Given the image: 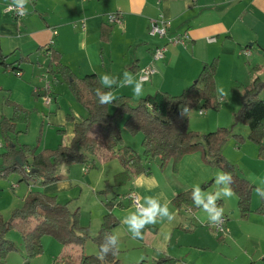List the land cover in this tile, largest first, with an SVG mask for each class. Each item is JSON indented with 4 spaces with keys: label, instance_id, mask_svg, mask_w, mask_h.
Segmentation results:
<instances>
[{
    "label": "crops",
    "instance_id": "0c3cea01",
    "mask_svg": "<svg viewBox=\"0 0 264 264\" xmlns=\"http://www.w3.org/2000/svg\"><path fill=\"white\" fill-rule=\"evenodd\" d=\"M9 2L12 0H0V46L9 55L7 62L24 57L27 60L14 63V70H19L17 74L12 66L0 65V116L11 115V106L4 103L9 98L30 110V121L34 117L40 120L45 137L35 152L53 143L69 145L74 123L87 116V110L63 78L48 72L46 49L51 44L60 53L61 62L76 76L95 73L99 79L100 74L108 73L117 76L119 83L125 70L138 79L139 69L152 64L156 71L143 84L141 96H134L132 88L127 86L108 89L115 98L122 96L131 105L158 90L181 93L194 81L203 63L216 58L214 81L218 100L221 106H230L234 115L241 105V87L255 75L264 74V0H26L23 7L27 14L19 20L5 11ZM111 13L121 18L120 24L108 22ZM159 15L168 22L165 37L148 32L150 19ZM183 33L188 36L185 43L168 42L170 37ZM212 37L214 40H209ZM163 44L166 45L164 57L154 60L153 49ZM244 48L250 50L248 55L243 53ZM255 66L260 69L254 70ZM45 82L51 86L50 103L41 98L46 94ZM218 88L223 89V95ZM260 96L264 99V89ZM202 128L208 132L213 126ZM12 136L16 141V136ZM0 147L3 148V142ZM222 153L259 189L257 194L253 189L250 203L253 211L243 220L248 230H236L224 211L226 230L217 234L203 210L190 211L188 206L178 208L172 204L176 194L196 185L200 187L204 182L210 184L205 189L200 187L203 199L217 190L214 178L218 171L205 164L198 152L182 156L176 167L169 160L162 169L158 160H151L149 174L135 175L107 193L98 191L112 184L114 175L123 170L116 158L96 157L93 166L60 164L57 166L60 179L37 188L54 196L59 203L71 200L70 209L77 204L79 223L90 228L92 235L107 211L105 203L110 199L120 201L121 205L112 208L119 221L112 231L119 238L120 264H170L158 261L166 257L173 259L171 264H264V214L254 211L260 203V193H264V159L258 157L257 146L248 139L236 145L231 138L222 147ZM20 179L18 174L12 180ZM35 185L27 183V192ZM131 190L145 207L144 197H155L161 205L167 200L175 219L169 222L166 217L157 216V223L141 230L143 239H133L128 226L122 223L129 213L136 212V205L126 196ZM230 200L234 210L233 197ZM201 220L211 230H195L202 224ZM43 241L47 246L54 245L48 238L42 239V244ZM84 247L85 242L83 246L63 245L59 259L78 264ZM90 249L96 251L97 247Z\"/></svg>",
    "mask_w": 264,
    "mask_h": 264
},
{
    "label": "trees",
    "instance_id": "16d2710c",
    "mask_svg": "<svg viewBox=\"0 0 264 264\" xmlns=\"http://www.w3.org/2000/svg\"><path fill=\"white\" fill-rule=\"evenodd\" d=\"M46 50L48 72L63 78L76 100L87 110V116L74 123V134L69 145L59 143L54 148H43L35 152V148L16 142L12 136L19 132V124L27 127L30 110L5 98L4 103L11 106L12 113L9 117H0V133L3 138L0 178L17 173L21 175V181L47 185L60 179L57 172L60 164L90 163L93 166L92 162L96 157L116 158L122 164L123 170L114 175L112 184L98 191L107 193L135 175L149 174L151 160H158L162 169L169 160L176 167L182 156L198 152L205 164L232 175L231 187L237 197L240 217L245 219L253 211L250 203L254 185L239 173L234 163L224 157L222 147L230 136L235 139L236 145L248 139L257 146L258 157L264 159V99L260 96L264 89V74L255 75L249 83L241 87V105L233 115L236 122L242 121L248 126L247 137L234 133L232 126H219L199 134L188 127L189 112L196 105L205 109L218 108L219 100L214 81L216 58L203 63L194 81L179 94L158 90L142 97L135 105L129 104L122 96L115 98L111 104L101 105L95 96V89L102 88L97 75L87 73L76 76L61 62L60 53L52 48V44ZM8 56L2 52L0 46V65L12 66V70L16 68L14 63L27 60L24 57L7 62ZM259 69L254 67V70ZM185 107L188 110L182 115L181 110ZM119 118H123L124 129L131 133H141L140 151L124 144ZM16 156H19L21 163ZM26 165L30 167L29 171H26ZM209 184V181L204 182L201 187L205 189ZM192 192L193 188L179 192L172 198V204L178 208L188 206L190 211L197 209L192 201ZM204 201L207 202V196ZM216 204L222 207V200L217 199ZM114 205L121 203L113 199L105 203L107 211L102 216L97 232L92 235L87 226L79 223V207L70 209L68 202L59 203L54 196L41 191H29L22 206L12 209L7 218L0 217V264H8L7 254L16 250L15 244L5 237L10 228H16L21 234L25 263L43 251L42 237L50 235L62 246H82L87 239L95 243L97 253L80 254L78 264H120L118 248L114 254L110 252L103 260L98 259L100 245L107 243L108 237L113 234L112 229L119 223L112 213ZM254 211L264 214V199L261 198ZM108 246L111 248V245ZM158 261L171 264L173 259L166 257Z\"/></svg>",
    "mask_w": 264,
    "mask_h": 264
},
{
    "label": "rangeland",
    "instance_id": "374dc122",
    "mask_svg": "<svg viewBox=\"0 0 264 264\" xmlns=\"http://www.w3.org/2000/svg\"><path fill=\"white\" fill-rule=\"evenodd\" d=\"M215 89H216V85H215ZM0 94H1V91H0ZM41 98H42V101L44 102L43 97ZM200 110L203 111V113L200 114ZM118 124L121 126V130H122L121 133H122L124 144H129L133 148H135L137 151H140L141 150V136H142L141 133L139 132L131 133L128 130L124 129L122 127L123 118L118 119ZM206 125L207 127L213 126V128H208V130L216 129L219 126H226V127L232 126L234 133H239L242 135L244 134V137H247V133H248V126L245 123H243L242 121L236 122L234 120V116L231 114V111H230V106H221L220 103L217 109H212V108L205 109V108H200L199 105H196L190 110L189 117H188L189 129L196 131L199 134H203L207 130H201V129H203L202 127ZM17 129L19 130V132H17L15 136L17 139L16 142L18 143L27 142L29 143L31 148L38 149V147L36 148V146L40 145V142L41 143L44 142V139H43L45 137L44 136L45 135L44 125H41L40 120L36 119L35 117L32 118L31 121L29 119L27 127H25L23 124H19L17 126ZM231 138L233 137L230 136L227 142H229ZM48 139H49L48 143L50 145L51 143L50 133L48 135ZM0 141L3 142L1 133H0ZM227 142L224 145H226ZM55 145L56 144L53 143L52 146H47V147L54 148L56 147ZM228 146H231V145H228ZM2 150L3 148L0 147V153L2 152ZM223 155L226 159H228L224 153ZM72 164L83 165L82 163H71L70 165ZM209 166L215 168V170H217L218 172L221 171L219 168L215 166H212V165H209ZM15 175L18 176L17 173H12L5 178H0V184H2V187L0 188V217L1 218H7L12 209L22 206L24 197L28 193L27 192V182L25 181L16 182V180L13 181L12 179L14 178ZM35 186L36 187L33 189V191H39L37 187L38 186L40 187L43 185H39V183H36ZM216 186H217V190L223 187V185H216ZM223 198L225 201L224 200L222 201V207L224 206L223 209L225 213L229 216V219L231 220L232 224L235 225L236 227L235 229L236 230H248L246 223L243 221V220H246L247 218L243 219L240 217V213H239V210L236 204V195L233 196V201L235 205L234 210H232L231 208L232 206L230 205L231 203L230 198L228 197H223ZM71 203L72 201L69 200L68 206ZM76 205L77 204L74 205L75 207H73V209L78 207ZM200 210H203V209L200 208ZM78 211L80 213V208ZM236 219H240L242 220V222L239 223ZM195 230H211V229L206 223H202L198 225V228ZM89 231H90V228H89ZM5 237L10 239L16 246V250L9 252L7 255V262L9 264H45V263L46 264H72L70 262H66L65 260L59 259L60 258L59 252L61 250L60 248H62V245L54 237L50 235H44L42 239L44 240L45 238H48L49 240H51L52 244L54 245L47 246L46 244H44V241H43V244H42L44 245L43 251L36 257L29 260L27 263H25L24 261L25 249H24V244H23V240H22L20 232L16 228H10L6 231ZM92 246L96 247L95 243L91 239H87L85 241V247L83 248L84 249L83 252L87 254H90V253L95 254L97 252V249L96 251L91 250L90 248Z\"/></svg>",
    "mask_w": 264,
    "mask_h": 264
},
{
    "label": "clouds",
    "instance_id": "9594fccd",
    "mask_svg": "<svg viewBox=\"0 0 264 264\" xmlns=\"http://www.w3.org/2000/svg\"><path fill=\"white\" fill-rule=\"evenodd\" d=\"M26 0H12V4L9 5V9L15 11L18 15H26V11L22 10L21 6ZM99 80L102 88L95 89V96L98 103L101 105L111 104L114 99V93L112 91H104L102 89H112L115 87H131L134 96H141L143 94V84L145 81L134 78L132 73L125 70L122 74V81L118 83V77L110 75L108 73H102L99 75ZM218 91L223 95V89L218 88ZM187 107L181 110V114L187 111ZM215 185H223L222 188L215 190L214 192L207 194V202L202 198L201 188L196 185L193 187L192 201L198 208H202L207 214V222L212 226L223 223L224 209L216 204V200L222 197H233L235 192L231 185L233 183V177L230 173L220 171L214 178ZM154 186V185H153ZM255 193L259 192L258 188H254ZM160 195L164 196L163 193ZM262 199H264V193H260ZM147 202V207L142 204L136 203V212L129 213L122 221V223L128 226V231L131 233L133 239H143L142 229L146 225H154L157 223L156 217L160 216L161 219L167 218L169 222L175 219V214L169 211L168 201L161 205L155 197H144ZM201 223H204L201 220ZM118 236L112 234L108 237L107 243L100 245L98 253V259L103 260L110 252L113 254L118 247ZM111 245V248L108 246Z\"/></svg>",
    "mask_w": 264,
    "mask_h": 264
},
{
    "label": "built area",
    "instance_id": "2783aa9c",
    "mask_svg": "<svg viewBox=\"0 0 264 264\" xmlns=\"http://www.w3.org/2000/svg\"><path fill=\"white\" fill-rule=\"evenodd\" d=\"M11 4H12V2L6 3L5 8H4L5 11L10 13L16 19H18V20L21 19L24 15L23 16L18 15L15 11L10 10L9 5H11ZM21 8H22V10L25 11V8L23 7V5L21 6ZM107 20L110 23H115V24L121 23V18L114 13L108 14ZM167 31H168V22L161 15L150 19V26H149V31H148L150 35H154V36H158V37H165V36H167ZM187 39H188L187 34L183 33V34H179V35L170 37L168 39V42L173 43V44H183L186 42ZM209 40H214V38L213 37L209 38ZM165 51H166V45L165 44L156 46L153 49L152 58L154 60H158V59L163 58ZM243 53L245 55H248L250 53V50L248 48H244ZM155 71H156V69L152 64H147L145 66H142L138 71V79L143 80V81H148L151 78V76L155 73ZM17 73H19V72H17ZM50 88H51L50 83L45 82L44 89L46 91V94L43 96V98H44V102H46V103L52 102V94H51ZM0 145H1V143H0ZM25 168H26V171H29V169H30V167L28 165H26ZM126 196L135 205L137 202L139 203L138 196L133 190L129 191ZM225 222H226V216L223 217V223L222 224H217L216 226L212 227L213 230L217 234H224L225 230H226Z\"/></svg>",
    "mask_w": 264,
    "mask_h": 264
},
{
    "label": "water",
    "instance_id": "95a60500",
    "mask_svg": "<svg viewBox=\"0 0 264 264\" xmlns=\"http://www.w3.org/2000/svg\"><path fill=\"white\" fill-rule=\"evenodd\" d=\"M16 159L21 163L19 156H16Z\"/></svg>",
    "mask_w": 264,
    "mask_h": 264
}]
</instances>
